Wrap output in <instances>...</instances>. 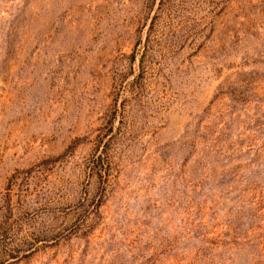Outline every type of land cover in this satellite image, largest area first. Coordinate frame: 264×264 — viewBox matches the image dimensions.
Wrapping results in <instances>:
<instances>
[{
  "label": "rangeland",
  "instance_id": "obj_1",
  "mask_svg": "<svg viewBox=\"0 0 264 264\" xmlns=\"http://www.w3.org/2000/svg\"><path fill=\"white\" fill-rule=\"evenodd\" d=\"M0 264H264V0H0Z\"/></svg>",
  "mask_w": 264,
  "mask_h": 264
}]
</instances>
